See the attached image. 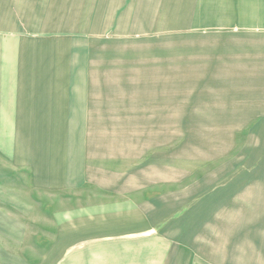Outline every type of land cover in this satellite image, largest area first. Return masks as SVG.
Returning <instances> with one entry per match:
<instances>
[{
	"label": "crops",
	"instance_id": "0c3cea01",
	"mask_svg": "<svg viewBox=\"0 0 264 264\" xmlns=\"http://www.w3.org/2000/svg\"><path fill=\"white\" fill-rule=\"evenodd\" d=\"M168 105L264 122V0H0V264H27L23 183L95 194L29 264H219L195 196H167L164 150L135 136ZM240 231L220 264H264Z\"/></svg>",
	"mask_w": 264,
	"mask_h": 264
},
{
	"label": "rangeland",
	"instance_id": "374dc122",
	"mask_svg": "<svg viewBox=\"0 0 264 264\" xmlns=\"http://www.w3.org/2000/svg\"><path fill=\"white\" fill-rule=\"evenodd\" d=\"M169 36L172 39L168 41H172L173 35ZM167 49L173 52L172 46ZM169 106L164 128L134 130L136 137L144 132L151 150H164L160 164L165 166L167 196H195L192 202L198 203V216L206 221L202 244L211 249L217 263L221 262L217 254L227 244V237L232 238L236 231L241 230L247 238L255 233L259 239L248 238L238 242L240 245L262 247L264 122L256 123L251 118L255 114L204 112V106H194L197 111L193 113H174ZM20 195L21 209L11 210L21 215L22 260L29 264L49 239L56 214L85 204L95 194L47 192L23 183Z\"/></svg>",
	"mask_w": 264,
	"mask_h": 264
}]
</instances>
